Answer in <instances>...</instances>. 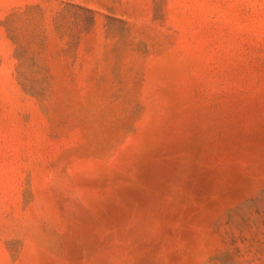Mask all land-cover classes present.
<instances>
[{"label":"rangeland","instance_id":"rangeland-1","mask_svg":"<svg viewBox=\"0 0 264 264\" xmlns=\"http://www.w3.org/2000/svg\"><path fill=\"white\" fill-rule=\"evenodd\" d=\"M0 264H264V0H0Z\"/></svg>","mask_w":264,"mask_h":264}]
</instances>
